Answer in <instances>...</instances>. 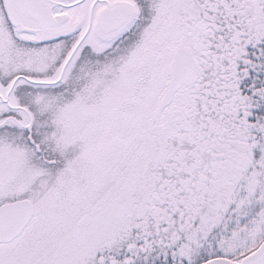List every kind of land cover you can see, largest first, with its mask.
Instances as JSON below:
<instances>
[{"label":"snow or ice","instance_id":"1","mask_svg":"<svg viewBox=\"0 0 264 264\" xmlns=\"http://www.w3.org/2000/svg\"><path fill=\"white\" fill-rule=\"evenodd\" d=\"M0 264H264V0H0Z\"/></svg>","mask_w":264,"mask_h":264}]
</instances>
